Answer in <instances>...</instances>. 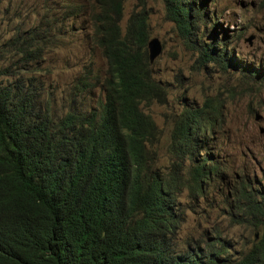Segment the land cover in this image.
<instances>
[{
	"label": "trees",
	"instance_id": "1",
	"mask_svg": "<svg viewBox=\"0 0 264 264\" xmlns=\"http://www.w3.org/2000/svg\"><path fill=\"white\" fill-rule=\"evenodd\" d=\"M193 1L164 0L166 18L189 42V30L206 17L203 2ZM87 7L107 64L98 111L57 115L37 73L0 79V264H264L260 182L230 190L220 202L233 225L259 231L250 245L239 247L217 226L177 239L187 209L226 177L212 143L223 102L207 97L176 114L170 142L176 160L163 171L152 150L156 124L142 109L165 100L147 56L148 14L132 12L124 29L122 0L68 3L62 15ZM57 21L47 19L33 35L44 41ZM35 41L21 45L33 61L41 47ZM192 42L202 64L225 55L205 50L211 44L198 37ZM84 68L73 95L90 86ZM184 189L190 203L182 205Z\"/></svg>",
	"mask_w": 264,
	"mask_h": 264
},
{
	"label": "rangeland",
	"instance_id": "2",
	"mask_svg": "<svg viewBox=\"0 0 264 264\" xmlns=\"http://www.w3.org/2000/svg\"><path fill=\"white\" fill-rule=\"evenodd\" d=\"M201 1L206 17L189 30L190 42L166 18L164 0H122L121 27L125 28L132 12H146L149 39L157 37L162 43L161 52L149 63L165 100L153 99L142 109L156 124L152 150L156 165L163 171H168L176 160L170 146L176 114L188 104L202 105L207 97L223 102L224 120L216 127L212 143L226 177L207 186L206 198L198 200L194 211L187 209L177 239L182 241L189 232L198 237L204 228L217 226L239 247L244 242L248 246L259 231L233 225L220 202L230 190L242 189L247 182L264 186V0ZM68 3L84 7L88 0H0V72L7 69L14 74H0V79L37 73L59 116L72 108L98 111L104 98L102 80L107 68L101 48L95 43L92 9L82 8L75 12L76 16H63ZM49 18L58 21L41 41L33 33L41 31L44 24L49 25ZM31 37L39 40L34 44L41 45L36 61L21 54L26 49L21 45L26 47ZM196 37L205 45L211 44L205 50L213 48L216 55L225 51V55H218L221 61H198L191 46ZM217 39L222 44H217ZM84 66L89 67L90 86L73 95ZM178 196L182 205L190 203L186 189Z\"/></svg>",
	"mask_w": 264,
	"mask_h": 264
},
{
	"label": "water",
	"instance_id": "3",
	"mask_svg": "<svg viewBox=\"0 0 264 264\" xmlns=\"http://www.w3.org/2000/svg\"><path fill=\"white\" fill-rule=\"evenodd\" d=\"M161 50H162V44L159 38L153 37L148 40L147 51L150 62H153V60L157 57V55L161 52Z\"/></svg>",
	"mask_w": 264,
	"mask_h": 264
},
{
	"label": "clouds",
	"instance_id": "4",
	"mask_svg": "<svg viewBox=\"0 0 264 264\" xmlns=\"http://www.w3.org/2000/svg\"><path fill=\"white\" fill-rule=\"evenodd\" d=\"M64 11V10H63ZM153 38V37H152ZM149 40V39H148ZM148 42V41H147ZM162 44V43H161ZM146 49H147V44H146ZM147 56H148V51H147ZM148 61H149V58H148Z\"/></svg>",
	"mask_w": 264,
	"mask_h": 264
}]
</instances>
